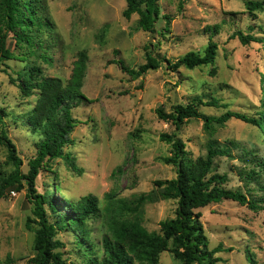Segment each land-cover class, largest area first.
I'll return each instance as SVG.
<instances>
[{
	"label": "rangeland",
	"instance_id": "rangeland-1",
	"mask_svg": "<svg viewBox=\"0 0 264 264\" xmlns=\"http://www.w3.org/2000/svg\"><path fill=\"white\" fill-rule=\"evenodd\" d=\"M246 1L160 0L162 15L169 17V25L165 18L156 24V32L149 34L139 28L138 15L131 19L124 16L125 0H45L54 28L43 34L51 59L40 60L44 74L67 85L74 81L79 69L80 53L86 54L81 89L84 99L78 100L72 109L78 123L71 136L74 144L66 149L83 173L72 172L63 160H55L52 169L42 171L37 178V189L40 193L49 191L58 211L68 215L72 212L67 200L79 201L89 194L99 199V216L88 223L97 264L103 258L106 195L114 193L131 200L157 191L158 180L176 178L175 167L165 162L172 155V146L161 139L163 134H172L176 129L158 118V109L169 114L175 106L186 105L200 96L204 101L211 96L220 98L221 104L228 106H201V112L207 115L219 116L231 110L257 116L264 108V45L244 46L232 38L237 31L264 37V13L253 18L246 11ZM215 26L220 30L212 34L209 28ZM211 35L218 44L214 65L173 68L189 52L203 54ZM150 43L154 55L164 59L158 69L135 79L110 63L117 57L127 66L138 68L146 63ZM6 46L18 53L11 34ZM115 51H119L118 56ZM24 66L20 59L5 60L0 65V108L9 114L4 121L26 172L29 159L36 155L38 137L11 118L28 112L37 102L36 96L24 97L18 85L11 82L18 80ZM177 136L194 159L206 155L209 140L229 146L233 157H219L215 161L217 172L229 177L226 187L263 195L258 185L246 181L244 176L250 167L244 160L252 159L248 152L253 151L259 159L264 157V133L256 126L231 119L222 127L215 126L210 133L202 120L192 119ZM7 156V149L0 147V170L10 173L13 167L7 163ZM260 182L264 185V173ZM176 208L175 200L160 197L145 203L143 226L149 232H160L161 222L174 218ZM33 209L26 190L12 192L0 200V264H29L35 256V233L27 227L28 218H34ZM196 212L202 214L210 249L223 248L216 255L221 258L217 264H264V209L255 212L224 200ZM57 238L65 243L62 252L68 264H92V256L83 255L72 233L63 231ZM250 254L256 263L248 259ZM160 264L182 263L173 254L164 253Z\"/></svg>",
	"mask_w": 264,
	"mask_h": 264
},
{
	"label": "trees",
	"instance_id": "trees-1",
	"mask_svg": "<svg viewBox=\"0 0 264 264\" xmlns=\"http://www.w3.org/2000/svg\"><path fill=\"white\" fill-rule=\"evenodd\" d=\"M125 1L127 8L124 16L131 19L133 15H138V26L144 32L154 34L156 24L165 18L169 25V17L162 15L160 0ZM245 7L256 19L258 13H264V0H247ZM53 28L51 19L47 16L45 0H0V65L11 59L25 62L18 80L11 79V82L18 85L24 97H37L36 105L31 110L17 118L12 115L11 118L38 137L35 143L36 155L29 159L25 172L23 159L10 138L4 121L9 114L4 108H0V147L7 149V163L13 167L10 173L0 170V200L7 198L12 192L26 190L27 199L34 206V218H28L27 222L28 229L35 233V256L29 260V264H68L62 252L65 243L57 238L63 231L72 233L83 255L92 256L90 262L97 264L98 259L93 257L96 249L90 237L88 223L99 216V199L89 194L79 201L67 200L72 212V215H68L58 211L49 191L40 193L37 189V178L42 171L51 170V164L55 160H63L72 172L79 175L83 173L76 158L66 149L74 144L71 136L78 123L73 117L72 109L78 100L84 99L81 89L86 71L83 60L86 54L80 53L79 69L73 82L65 85L58 78L47 77L40 65L42 59L45 62L51 60L48 56V42L43 39V34L51 32ZM219 30V26L209 28L212 34H217ZM10 34L16 43L17 54L6 46ZM210 37L203 54L189 52L173 68L184 66L194 69L214 65L218 57V44L213 41L212 35ZM232 38H237L244 46L251 43L264 45V37H256L243 31L235 32ZM147 49L149 53L146 63L138 68L127 66L123 59L117 57L110 63L117 64L130 77L140 78L148 71L158 69L164 60L154 55L151 43ZM115 55L118 56L119 51H115ZM203 99L200 96L186 105L175 106L169 114L162 109L157 110L158 118L170 122L176 129V132L163 134L161 137L162 141L172 146V155L165 162L175 167L176 178L158 180L155 182L157 191L141 194L131 200L119 198L114 193L106 195V233L102 238L103 258L100 264H160L164 253L173 254L182 264H217L221 258L216 255L223 248L218 246L210 249V242L201 222L202 214L196 210L224 200L237 202L255 212L264 209V185L260 182L264 173V157L259 159L253 151L248 152L252 159L244 160L250 165L249 171L244 173L245 179L256 183L263 195L254 196L251 190L245 194L241 190L228 189V175L217 172V158L233 157L229 146H220L215 140H209L206 155L194 159L186 150V144L177 136V132L192 119L202 120L210 133L215 130V126L222 127L231 119L256 126L264 133V108L257 116L231 110L213 116L202 113L200 107L227 109L228 106L221 104V99L217 97L211 96L207 101ZM231 144L235 145L233 142ZM251 164L254 167L251 168ZM159 197L176 201L175 217L161 222L160 232H149L143 226L142 206ZM32 224L36 227L33 228ZM248 259L256 263L253 255L250 254Z\"/></svg>",
	"mask_w": 264,
	"mask_h": 264
}]
</instances>
